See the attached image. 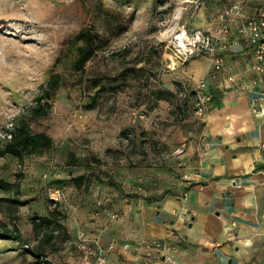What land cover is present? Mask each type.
<instances>
[{"label": "rangeland", "instance_id": "1", "mask_svg": "<svg viewBox=\"0 0 264 264\" xmlns=\"http://www.w3.org/2000/svg\"><path fill=\"white\" fill-rule=\"evenodd\" d=\"M157 1L0 0V143L22 118L32 132L45 133L53 140L48 151L23 153L21 163L9 155L0 157V179L13 183L16 173L23 174L20 201L27 203L17 207L0 201V221L9 224V212L15 207L23 237L20 242L0 240V264H42L26 252L25 244L35 243L30 218L49 207L50 189L67 192L71 199L78 190L70 178L97 174L112 179L124 194L144 191L139 185L144 178L166 182L181 178L183 157L196 147L200 118L212 99L202 102L204 90L195 82L182 83L183 74L170 70L163 42L165 31L187 29L185 15L192 10L186 6L195 4ZM121 27L125 30L120 33ZM81 28H91L107 44L77 73L72 69L75 48H69L66 41ZM190 62L204 67L207 57H195L180 68ZM124 68L137 72L127 75L123 83L104 81L106 88L95 108L85 110L97 90L90 88V79L112 78ZM51 73L61 75L64 84L49 101L48 116L29 120ZM179 84L195 94L179 92ZM116 85L120 88L111 91ZM157 88L177 90L175 98L155 101L151 92ZM177 104L189 108V118L180 120ZM72 159L74 166H70ZM91 183L100 186L93 179ZM88 190L79 191L86 194ZM107 191L117 189L108 185ZM11 194L0 191V198ZM69 199L63 197L57 205L63 207ZM97 201V206L108 204ZM51 260L45 264H52Z\"/></svg>", "mask_w": 264, "mask_h": 264}, {"label": "crops", "instance_id": "2", "mask_svg": "<svg viewBox=\"0 0 264 264\" xmlns=\"http://www.w3.org/2000/svg\"><path fill=\"white\" fill-rule=\"evenodd\" d=\"M236 1L243 7L242 20L264 10V0L186 6L192 10L185 15L187 30L217 35V16ZM237 22L222 55L225 74L211 77L209 57L204 67H195L193 60L177 69L182 83L204 81L205 93L215 91L200 118V139L183 157L181 178H144L139 180L144 191L129 194L120 186L108 192L106 180L100 186L91 183L86 194L75 191L71 199L65 192L69 202L59 209L66 215L69 239L49 254L52 264H82L85 253L95 259L102 251L105 264H143L141 243L151 239L171 245L164 254L172 264H264V102L257 95L261 77L251 72L250 48L234 32ZM97 200L108 204L99 208ZM125 244L130 248L123 249Z\"/></svg>", "mask_w": 264, "mask_h": 264}, {"label": "trees", "instance_id": "3", "mask_svg": "<svg viewBox=\"0 0 264 264\" xmlns=\"http://www.w3.org/2000/svg\"><path fill=\"white\" fill-rule=\"evenodd\" d=\"M161 3V0L157 1ZM120 33L125 30V27L119 29ZM107 44V40L103 39L98 33L91 28H81L71 38L67 39L66 45L69 48H75L74 61L72 63L73 71L79 73L83 71L85 64L94 56V54ZM151 48V47H150ZM156 50V47H154ZM137 71L133 69L124 68L116 76L112 78L95 77L90 79V88H97L95 93L91 96L88 104L84 105L85 110H92L96 106L98 95L105 91V85H102L104 81L107 83H122L127 79V75L135 74ZM63 77L57 73H51L42 86L41 94L35 99V106L31 108L29 120H36L45 118L48 116L51 106L49 101L55 92L63 86ZM120 88V85L110 87L111 91H116ZM179 92L187 93V95H193L195 92L193 89H189L183 84L178 85ZM190 93H189V92ZM177 90L172 92L171 90L165 91L160 88L151 92V96L155 101H172L175 98ZM215 91H211V96ZM186 97V96H185ZM213 99V96H212ZM186 102V100H185ZM212 102V101H211ZM180 120H186L190 116L189 108L185 104L176 106ZM10 138L4 139L0 143V157L9 155L15 157L19 163L22 162V154L27 152H44L51 149L53 146V140L45 133H34L29 129L26 120H19L13 129L8 133ZM75 160L72 159L70 166H74ZM15 181L13 183H7L0 179V191L10 192L12 196L2 197L0 201L6 202L9 206L16 205L17 207L26 206V201H20V188L21 179L23 174L18 172L15 174ZM92 179L97 183H103L104 180L109 186L119 188V185L112 179H103L97 174L91 173L88 178L81 176L70 178V183L76 188V190L83 189L87 191L91 184ZM56 189V188H55ZM50 209L47 210L45 215H39L34 213L30 218L31 232L33 241L32 246L26 247V252L31 257L39 260L42 257H49V254L58 251L59 247L63 245L69 239V234L65 226L66 215L59 209L57 204H54L51 200L49 202ZM101 208V206H99ZM15 207L11 208L9 215V224L0 221V240L7 241H23V237L16 224L14 213ZM97 213V211H96ZM27 244H25L26 246ZM28 246V245H27Z\"/></svg>", "mask_w": 264, "mask_h": 264}, {"label": "built area", "instance_id": "4", "mask_svg": "<svg viewBox=\"0 0 264 264\" xmlns=\"http://www.w3.org/2000/svg\"><path fill=\"white\" fill-rule=\"evenodd\" d=\"M207 1L214 0H182V3L195 4L196 6L203 5ZM243 13V7L240 2H232L225 8H223L217 16L219 23V32L217 35L196 30H187L182 26L177 32L162 33L164 36L163 42L168 50V59L170 70L174 71L191 59L198 56H206L211 59L212 73L211 77L215 78L217 75L225 74L226 67L223 64L222 55L228 49L227 38L233 31V25L238 21L235 27V34L242 41H244L251 51V72L255 75H259L261 80L258 83V99L264 102V10L258 11L255 15L247 19H241ZM241 19V20H239ZM125 48V46L123 47ZM227 81L234 84L233 75L227 76ZM255 84V83H253ZM198 89L204 90L206 83L201 81L198 83ZM212 99L211 94L205 93L201 97L202 102H210ZM256 102V100H254ZM255 107V106H254ZM253 107L252 111L256 112ZM203 112L202 107L198 108V115ZM9 139V135H5V139ZM49 198L54 204L62 202V192L58 189L49 190ZM112 219L115 215L111 216ZM88 243H82V249L87 250ZM141 246L145 250V254L142 260L143 264H172L171 258L164 254L165 251L171 249V245L161 239H151L141 243ZM25 247H28L27 245ZM130 248L129 244L123 245V249ZM112 246H108L107 250H111ZM89 253H85L82 256V264H105V253L97 256L95 259H91ZM44 260V261H42ZM40 262L45 264L49 262V257L40 258Z\"/></svg>", "mask_w": 264, "mask_h": 264}]
</instances>
